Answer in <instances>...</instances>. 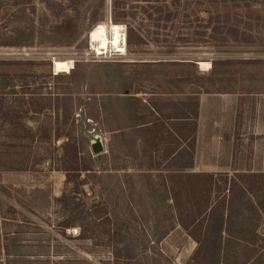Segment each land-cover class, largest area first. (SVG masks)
Returning <instances> with one entry per match:
<instances>
[{"label":"rangeland","instance_id":"1","mask_svg":"<svg viewBox=\"0 0 264 264\" xmlns=\"http://www.w3.org/2000/svg\"><path fill=\"white\" fill-rule=\"evenodd\" d=\"M0 23L4 32L16 28L23 38H30L27 46H0V60L4 61L0 64V79L6 80L2 76L9 75L19 80L15 87L18 102L19 98H25L23 95L36 100L41 93L40 98H44L40 113H28L31 119L26 120L43 138L41 141H19L17 148L11 150L17 161L25 154L28 164H33L32 169L0 171V230L14 229L7 225L14 224L10 222L13 218V222L19 224L23 239L18 244L21 246L19 258H6L0 252V262L188 264L196 243L176 225L159 239L162 230L174 221L163 220L167 208L161 203L154 206L147 189L149 177L155 185L161 178L155 170H150L149 177L142 170L141 165H149V156L144 155L142 146L135 143L133 136L113 131L118 127L119 109H113L109 103L104 110L102 103L111 102L108 91L119 89L120 78L124 76H128L127 84L132 91L147 92V95L137 94L141 98H153L149 97L153 95L154 98L182 100L193 95L191 92L198 89L201 81L212 83L214 88L227 89V94L239 99L238 122L234 128L225 127L215 137V152L223 154V149L217 145L227 144L233 137L236 165L260 170V151L264 148V0H0ZM113 23L122 25L126 36L131 30L133 39L137 34L144 36V43L128 45L126 42L123 53L113 51L109 45L107 52L96 55L89 47L90 31L104 24L110 37L109 26ZM59 24L64 28L56 26ZM214 30H230L240 41L215 45ZM74 32L78 34L72 36ZM54 59L71 61L69 72H76L71 100L59 101L60 107H68L70 114L68 124L59 131L69 132L73 121L71 133L75 137L80 166L89 167L79 174L70 173L69 183L65 182L64 172L59 170L62 167L60 144L66 138L55 139L53 126L54 92L66 86L64 78L55 79L54 75L69 72L54 73ZM161 60L193 62L167 68L168 72H173L172 80H177L178 74L190 78L193 84H180L186 93L174 90L164 95L151 93L161 92L162 87H173H166L161 75L151 77L150 73L158 68H151L149 73L139 62ZM212 61L227 63L212 68ZM206 76L209 82L203 78ZM4 98L7 102L13 99L9 95ZM85 100L89 118L82 128L79 123ZM115 103L122 107L120 102ZM21 108L24 110L27 105ZM142 108L138 103L136 110L142 111ZM50 125L53 128L49 140ZM94 135L102 139L104 151L100 154L91 150L90 136ZM206 137V134H199L198 145L202 146ZM225 159L223 154L211 161L218 163L219 160L223 165ZM76 187L78 190L74 191ZM63 193L74 197L75 203L80 204L79 209L81 203L84 207L95 202L104 203L109 214L96 219L94 231L91 229L93 216L88 217L84 221L86 237L79 239V227L65 229L62 226L69 219L58 203ZM262 206L261 216L254 222L264 236ZM3 216L9 218L3 219ZM124 222H128L126 226L133 237L123 242L114 232L111 237L104 234L106 226L115 229ZM236 222L238 226L239 221ZM259 241L264 245V240ZM244 251L239 246L235 248L239 258L228 255L218 260V264H241L245 260ZM54 253L59 255H52Z\"/></svg>","mask_w":264,"mask_h":264},{"label":"trees","instance_id":"2","mask_svg":"<svg viewBox=\"0 0 264 264\" xmlns=\"http://www.w3.org/2000/svg\"><path fill=\"white\" fill-rule=\"evenodd\" d=\"M1 25L0 23V46L29 45L30 38H23L21 32L16 28L4 32ZM56 26L64 28L61 24ZM213 32L215 35L212 36V39L215 45L240 41L235 33L230 30L225 32L214 30ZM62 33H65V30ZM77 34L78 32H74L72 36ZM126 42L128 45L141 44L144 43V36L137 34L133 39L131 38V30H129ZM3 62L0 60V64ZM139 63L149 73L152 71L151 68H158L150 73L151 77L161 75L164 77L163 82L166 87L167 85L173 87L172 89L162 87L161 92L153 91L152 94L164 95L172 93V90L177 93H186L180 84H193L187 75L182 77L181 74H178L177 80H172L171 74L173 72L171 70L168 72L167 69L168 67L186 66L193 64V62L161 60ZM202 63L208 64L209 62ZM223 63L227 62L212 61L211 65L213 68L216 64ZM75 75L74 70L68 74L54 75L55 79L64 78L66 80V86L54 92L55 100L53 102L55 112L54 138L58 139L62 136L66 138L60 144L62 167L59 168L65 174L66 183L72 180L70 173L79 174L81 170H89L88 166L81 167L79 163L75 137L71 133V129H74L73 121L69 126V132L62 134L59 131V129H64L63 127L70 117L68 107L61 108L59 101L71 100V88L75 86L73 83ZM2 77H6V80ZM2 77L0 79V137H3L5 142H1L0 138V171H27L33 166V164H28V157L23 154L24 158L17 161L14 156L15 152L11 150L17 148L16 145L19 141L33 142L43 138V136L39 137L38 131H34L26 120L31 119V117L28 118V113H40L44 108V98H40L42 97L41 93H38L40 97L36 100L34 97L23 95L25 98H19L20 101L18 102V99L15 98L17 94L15 87H17L19 80H15L9 75ZM203 78H206V82L210 81L208 76ZM120 79L119 89L108 91V99L111 102L105 101L102 106L105 110L111 103L113 109H119L118 127L113 131L133 136L135 143L142 146L144 155L149 156V165H141L140 167L148 177L151 175L150 170H155L159 174L157 176L161 178V182L155 185L149 177L147 189L153 197L154 206L161 203L163 207L167 208L163 214V220L171 221L173 219L174 221L162 230L159 239L164 238L174 228V225H179L187 236L196 243V248L188 264H218V260L228 255L238 257L235 254L237 253L235 248L239 246L245 249V254H243L245 260L241 264H257V262L263 264L264 245L260 244L259 240H264V236H261L254 221L260 218L261 207L264 205V172L228 174L224 172L190 171L193 166L197 131V95L200 93H226L229 90L214 88L212 83L208 84L201 81L197 85L198 89L191 92L193 95L189 94L191 96H186L182 100L154 98L156 96L153 95L149 96L153 98H141L137 94L147 95V92L132 91L127 84L128 76ZM4 90L7 91L4 92ZM27 94L31 95L28 92ZM4 95L11 96L12 102H7ZM48 101L50 104V98ZM86 101L83 103L84 110L80 114L79 125L82 128H85L86 120L89 118L86 111L88 105ZM115 102H120L122 107L117 106ZM138 103L143 106L142 111L136 110ZM63 104L65 105V103ZM25 105L27 108L23 110L21 107ZM71 108L72 102H70V111ZM52 128L51 125L48 128L47 138L49 140L51 139L49 132ZM76 190L78 187L74 191ZM58 203L61 204L63 213L69 218L62 224L63 228L79 227V239L86 237L87 229L84 228V221L88 217L93 216L91 229L94 231L96 219L109 214L105 204L101 202L92 203L88 207H84V204L81 203V209H79L80 204L75 203L74 197L64 193L58 197ZM4 218L8 219L9 217L3 216ZM10 219V222L14 224L7 225L13 226L14 229L0 230V252L3 251L6 258L10 256L19 258L18 248L21 246L18 244L23 240L21 238L22 231L18 229L19 224L13 222L15 221L13 218ZM236 221H239L238 226ZM126 224L128 225V222H124L115 229L110 228L107 224L108 226L104 228V234L111 237L110 234L114 232L124 242L127 237H133ZM0 264L2 263L0 262Z\"/></svg>","mask_w":264,"mask_h":264},{"label":"crops","instance_id":"3","mask_svg":"<svg viewBox=\"0 0 264 264\" xmlns=\"http://www.w3.org/2000/svg\"><path fill=\"white\" fill-rule=\"evenodd\" d=\"M239 111V99L234 94H200L198 98V117L197 131L195 135V147L192 171L208 172V173H259L264 172V148L260 151L262 154L260 170L253 171L252 169L240 168L236 165L233 159L234 147L233 137L228 140L227 144L220 143L217 147L223 149L226 159L224 164L213 163L211 160L215 157L222 156V153L215 152L216 140L215 137L222 133L225 127H235ZM234 131V130H233ZM206 134V140L203 145H198L199 134ZM211 134V135H210ZM210 135V137H209ZM198 145V146H197ZM179 226V225H176ZM180 227V226H179ZM183 230V229H182ZM3 253V251H2ZM52 255H59L54 253ZM9 258L16 259L17 257L10 256Z\"/></svg>","mask_w":264,"mask_h":264},{"label":"bare ground","instance_id":"4","mask_svg":"<svg viewBox=\"0 0 264 264\" xmlns=\"http://www.w3.org/2000/svg\"><path fill=\"white\" fill-rule=\"evenodd\" d=\"M109 34L107 35V27L104 24L97 25L89 33V42L91 47L98 53L107 52L109 45L112 50L118 53L125 52L126 39L125 29L122 25L111 24L109 26ZM72 66L71 61L67 60H53L54 73L69 72Z\"/></svg>","mask_w":264,"mask_h":264},{"label":"water","instance_id":"5","mask_svg":"<svg viewBox=\"0 0 264 264\" xmlns=\"http://www.w3.org/2000/svg\"><path fill=\"white\" fill-rule=\"evenodd\" d=\"M91 142V150L94 154H100L104 151L102 139L99 135L90 136Z\"/></svg>","mask_w":264,"mask_h":264},{"label":"built area","instance_id":"6","mask_svg":"<svg viewBox=\"0 0 264 264\" xmlns=\"http://www.w3.org/2000/svg\"><path fill=\"white\" fill-rule=\"evenodd\" d=\"M89 47H90V50H92L96 55H101V54H98L92 47H91V44L89 42Z\"/></svg>","mask_w":264,"mask_h":264}]
</instances>
